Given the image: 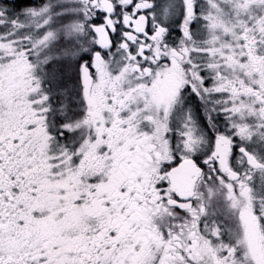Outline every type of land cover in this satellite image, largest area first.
Masks as SVG:
<instances>
[{
    "label": "snow or ice",
    "instance_id": "obj_1",
    "mask_svg": "<svg viewBox=\"0 0 264 264\" xmlns=\"http://www.w3.org/2000/svg\"><path fill=\"white\" fill-rule=\"evenodd\" d=\"M0 264H264V0H0Z\"/></svg>",
    "mask_w": 264,
    "mask_h": 264
}]
</instances>
